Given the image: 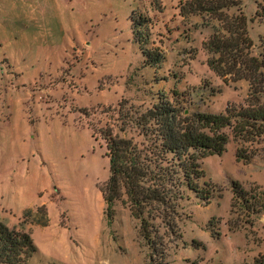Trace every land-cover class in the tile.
<instances>
[{
	"label": "rangeland",
	"instance_id": "obj_1",
	"mask_svg": "<svg viewBox=\"0 0 264 264\" xmlns=\"http://www.w3.org/2000/svg\"><path fill=\"white\" fill-rule=\"evenodd\" d=\"M190 1L204 0H0V217L32 234L38 251L29 264L159 262L127 207L106 214L99 185L109 161L94 127L119 131L120 102L146 109L175 92L191 112L254 100L248 80L210 68L205 42L224 31L221 17L243 12L249 52L264 58V0H223L220 17L184 16ZM140 13L150 34L142 45L130 18ZM143 47H159L163 60L147 64ZM238 147L253 158L239 160ZM202 167L215 194L183 202L168 264H253L264 254V137L232 139ZM234 181L246 202L234 199Z\"/></svg>",
	"mask_w": 264,
	"mask_h": 264
},
{
	"label": "trees",
	"instance_id": "obj_2",
	"mask_svg": "<svg viewBox=\"0 0 264 264\" xmlns=\"http://www.w3.org/2000/svg\"><path fill=\"white\" fill-rule=\"evenodd\" d=\"M228 6L223 0L190 1L181 13L211 10L220 17ZM257 14L264 18V5H259ZM130 18L135 41L148 43L147 17L140 13L138 18ZM221 19L224 31H217L205 42L212 54L208 64L219 76L248 80L253 101L228 104L220 113L191 112L182 105L187 99L175 92L173 99L162 96L146 109L120 102L119 131L109 123L94 127L109 161V177L99 185L106 214L112 218L118 202L130 210L139 221V234L152 260L157 256L155 264H168L167 241L181 236L183 202L192 195L209 202L215 194L213 185L203 182L202 160L225 152L232 139L241 143L264 137V58L249 52L253 41L243 12ZM142 49L147 64L155 65L164 58L159 47ZM237 158L250 161L253 155L238 147ZM233 192L235 200L246 202L248 192L239 181L233 182ZM37 251L29 231L11 227L0 217V264H29ZM253 264H264V254L260 253Z\"/></svg>",
	"mask_w": 264,
	"mask_h": 264
}]
</instances>
